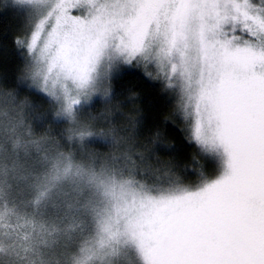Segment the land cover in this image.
I'll return each instance as SVG.
<instances>
[{
	"label": "snow or ice",
	"instance_id": "6c2138e0",
	"mask_svg": "<svg viewBox=\"0 0 264 264\" xmlns=\"http://www.w3.org/2000/svg\"><path fill=\"white\" fill-rule=\"evenodd\" d=\"M0 9V264H264V0Z\"/></svg>",
	"mask_w": 264,
	"mask_h": 264
},
{
	"label": "trees",
	"instance_id": "16d2710c",
	"mask_svg": "<svg viewBox=\"0 0 264 264\" xmlns=\"http://www.w3.org/2000/svg\"><path fill=\"white\" fill-rule=\"evenodd\" d=\"M0 3H3V0H0ZM0 11H3V10L0 9ZM10 22H11V17L10 16L0 17V25L6 24V23H10Z\"/></svg>",
	"mask_w": 264,
	"mask_h": 264
}]
</instances>
